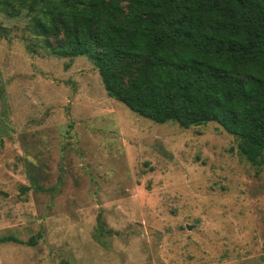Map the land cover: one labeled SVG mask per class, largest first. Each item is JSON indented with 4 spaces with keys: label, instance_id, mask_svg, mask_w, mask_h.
<instances>
[{
    "label": "rangeland",
    "instance_id": "obj_1",
    "mask_svg": "<svg viewBox=\"0 0 264 264\" xmlns=\"http://www.w3.org/2000/svg\"><path fill=\"white\" fill-rule=\"evenodd\" d=\"M7 1L0 264H264V164L240 139L132 112L88 57L54 55Z\"/></svg>",
    "mask_w": 264,
    "mask_h": 264
},
{
    "label": "trees",
    "instance_id": "obj_2",
    "mask_svg": "<svg viewBox=\"0 0 264 264\" xmlns=\"http://www.w3.org/2000/svg\"><path fill=\"white\" fill-rule=\"evenodd\" d=\"M18 2L46 48L88 57L132 112L184 129L218 123L264 164V0Z\"/></svg>",
    "mask_w": 264,
    "mask_h": 264
}]
</instances>
